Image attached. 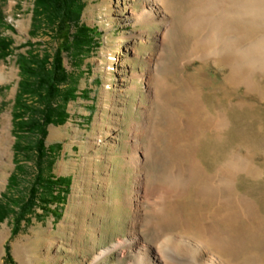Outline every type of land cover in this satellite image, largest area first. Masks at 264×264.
I'll use <instances>...</instances> for the list:
<instances>
[{
    "label": "rangeland",
    "instance_id": "374dc122",
    "mask_svg": "<svg viewBox=\"0 0 264 264\" xmlns=\"http://www.w3.org/2000/svg\"><path fill=\"white\" fill-rule=\"evenodd\" d=\"M83 1L82 22L97 33L98 45L78 66L71 64L64 54L65 67L79 80L78 97L68 103L69 118L64 124L48 126L45 140L47 146L59 144L55 148V163L51 169L45 166L46 172L69 178V192L61 205L53 203L48 208L40 202L18 225L15 215L0 222V264H133L122 250L111 251L98 262L95 257L128 234L129 210L117 202L131 190L132 176L127 180L129 171L123 165L122 155L131 150L129 128L132 120L140 119L138 105L140 97L146 93L145 83L141 90L131 86L137 85L136 73H147L155 67L156 61L149 64V57L153 55V60H158L163 53V46L155 41L161 27L135 19L144 0ZM32 9L33 0H0V10L6 20L5 26L0 23V33L13 39V52L0 58V132L6 128L9 133L8 142L0 143V153L8 149L4 157L8 166L0 179V200L4 199L2 194L8 193L9 177L16 170L12 111L20 80L17 57L29 49L28 41L35 44L33 48L51 50L69 40L68 34L59 36L56 41L49 36L30 37ZM7 25L13 29H8ZM179 35L180 30L171 35L169 41L174 42L166 43L168 57L162 70L169 71L170 82L183 92L188 80L202 88L209 110H227L230 119L229 127L220 137L212 130L206 132L200 141L203 146L199 143L198 158L209 173L222 174L226 163L234 157L255 153L261 177L249 178L244 172L238 173L239 190L259 202L264 213V101L247 95L244 87L227 85L225 76L229 71L214 62L183 63ZM240 99L253 102V107L239 109ZM175 108L168 110L170 117L177 116ZM163 112L156 111V122L166 123ZM166 142L164 137L158 145L153 144L164 149ZM165 160L154 164V177L168 169L165 176L173 183L177 170L169 169ZM26 170L22 186L28 188L34 178L29 173L36 170V166L28 162ZM23 191L25 193L26 189ZM19 193L15 190L10 196ZM54 208L52 213L50 210ZM14 227H18L15 234L12 233ZM143 235L145 241H152L151 233ZM6 244H9L12 261L4 260ZM247 256L240 255L237 264L264 263L261 255Z\"/></svg>",
    "mask_w": 264,
    "mask_h": 264
},
{
    "label": "bare ground",
    "instance_id": "6f19581e",
    "mask_svg": "<svg viewBox=\"0 0 264 264\" xmlns=\"http://www.w3.org/2000/svg\"><path fill=\"white\" fill-rule=\"evenodd\" d=\"M183 1L144 0L135 15L139 23L160 25L155 41L163 53L158 60L149 57L155 67L136 73L137 85L131 86L141 90L145 83L146 93L138 105L140 119L132 120L129 128L131 150L122 155L127 180L132 176L131 190L117 202L129 210L128 234L95 262L114 250L127 253L133 264H237L242 254L264 258V213L259 202L239 190L238 173L261 177L255 153L234 157L222 174L209 173L198 158L199 143L203 146L200 141L208 130L220 137L229 127L227 110H209L202 88L188 80L183 92L170 82L169 71L162 70L166 43L180 30L183 63L214 62L229 71L227 85L244 87L247 95L264 101V0ZM253 105L246 99L237 103L239 109ZM172 108L184 112L170 117ZM159 109L165 124L156 122ZM164 137L166 148H156L153 143ZM8 138L3 128L0 143ZM7 152L0 153V179L8 166ZM162 159L168 160L169 169L176 168L175 182L165 176L168 169L154 177V164ZM145 232L152 234V241H145Z\"/></svg>",
    "mask_w": 264,
    "mask_h": 264
},
{
    "label": "trees",
    "instance_id": "16d2710c",
    "mask_svg": "<svg viewBox=\"0 0 264 264\" xmlns=\"http://www.w3.org/2000/svg\"><path fill=\"white\" fill-rule=\"evenodd\" d=\"M84 8L83 0H33L30 37L49 36L56 41L68 34L69 40L51 50L33 48L35 44L28 41L29 49L17 57L20 80L12 111L16 170L9 177L8 193L2 194L4 199L0 200V222L15 215L18 225L40 202L46 207L65 203L70 179L47 174L45 169L55 163L59 144L47 146L45 140L48 126L64 124L69 118L68 103L78 97L79 80L65 67L64 54L78 66L98 45L97 33L82 22ZM1 11L0 23L5 26ZM7 28L13 29L10 25ZM12 45L13 39L0 33V58L13 52ZM28 162H33L36 170L29 173L34 178L25 188L22 184ZM15 190L20 193L10 196ZM50 211L54 213L55 208ZM17 231L18 227H14L12 233ZM4 260L12 261L9 244Z\"/></svg>",
    "mask_w": 264,
    "mask_h": 264
}]
</instances>
